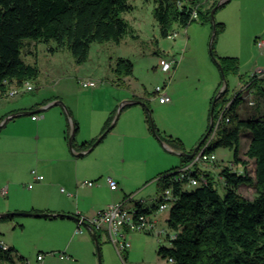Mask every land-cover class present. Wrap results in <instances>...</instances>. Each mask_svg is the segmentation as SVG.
Listing matches in <instances>:
<instances>
[{
  "label": "trees",
  "instance_id": "1",
  "mask_svg": "<svg viewBox=\"0 0 264 264\" xmlns=\"http://www.w3.org/2000/svg\"><path fill=\"white\" fill-rule=\"evenodd\" d=\"M142 1L155 4L153 16L163 38H168L175 27L186 28L196 22L201 25L211 24L210 13L217 5L216 2L209 9L203 10L204 0ZM129 2L130 0H0V99L6 98L11 86H21L25 82L36 83L38 79L37 66L25 63L22 58L25 41L47 45L53 41L56 47L49 51L67 50L75 63L81 65L88 60L92 44H120L128 33V24L122 14L133 9ZM228 2L219 6L216 11ZM195 9L198 12L197 20L191 19ZM224 31L225 25L217 22L211 56L220 64L226 81L230 75L241 79L237 58L216 57L214 54V40ZM114 73L116 84L122 86V79L132 76L133 64L127 59L118 58ZM223 81L221 76L210 107ZM250 88L264 96V79L251 80ZM227 93L228 84L214 104V120L217 108L229 101ZM241 103L243 101L237 96L226 115L229 121L222 123L204 152L205 155L213 156L217 149L232 151V163H209L218 170L217 176L224 180L222 195L217 189V179L208 171L205 172L209 180L207 186L188 188L186 180L175 179L174 171L191 161L183 155L181 166L156 177L157 194L170 189L175 197L166 222L176 236L174 239L165 238L168 245L159 247L157 254L163 260L162 264H264V119L261 116H241L238 113ZM145 109L150 122L151 111L146 103ZM154 128L157 132L155 126ZM244 130L251 133L245 157L254 161V178L246 169L248 163L240 159V134ZM93 143L94 141L84 144L83 147L89 149ZM178 146L181 148L182 143L179 142ZM193 151L186 154L190 155ZM232 164L241 166V169L237 170ZM242 186L255 189L253 200L239 194ZM134 203L141 213L151 214L149 209H142L143 202ZM156 208L157 203H154L152 212ZM84 224L85 221L82 225ZM93 230L99 242V231ZM22 262L23 258H15L9 246L6 251L0 248V264Z\"/></svg>",
  "mask_w": 264,
  "mask_h": 264
},
{
  "label": "rangeland",
  "instance_id": "2",
  "mask_svg": "<svg viewBox=\"0 0 264 264\" xmlns=\"http://www.w3.org/2000/svg\"><path fill=\"white\" fill-rule=\"evenodd\" d=\"M129 3L133 9L122 14V18L128 24V33L123 37L120 44L113 42L92 44L88 60L81 65L76 64L81 66L80 71L69 73L67 76H72V80L79 83L82 79H88L84 77L88 73L90 75L96 74L91 79L102 82L97 89L106 90L105 95L98 97V99H90V102H87V105L94 107L98 100L101 104L110 101V87L113 86L112 82L116 83V78L113 77L114 74L112 75L108 70L111 61H115L117 57L129 60L133 64V74L127 82H124V85H118L119 89L117 90L129 93L130 98L134 94L141 95L152 111L150 112V122L156 127L159 125L180 134V137L183 138L184 150L186 152L193 151L201 140V137L198 136L199 128L205 124L209 125L208 118L211 107L208 98L213 95L215 90V86L211 81V73L207 70L201 54L203 53L206 60L207 58L210 60L208 64H211L213 74L220 71L209 51L212 34L209 27L211 25L208 23L203 26L196 22L189 25L187 29L175 27L173 31L177 33L175 39L163 38L153 16L155 4L142 0H130ZM232 11L234 12L232 5L228 4L218 9L214 15L216 23L220 22L222 16L231 17L228 20L224 34L218 35L214 40V54L216 57H221L220 55L222 57H237L239 59V75H242L241 79L236 75H230L227 78L228 99H231L238 92L241 85L249 82L255 72V70L250 72L251 69L255 68L252 67L253 63L259 57L264 56L253 42V38H250L252 33L263 29L264 24H257V21L248 18H243L242 21L238 18L235 20ZM188 29L190 31L185 32ZM188 37H190V43H188ZM258 38L264 39V36L260 35ZM25 43L29 44L31 42L25 41ZM53 47H56L53 41L48 45H39L37 49L38 63L44 67L49 65V62L53 60L49 61L51 58L49 50ZM65 51L71 57L70 53L67 50ZM162 57L179 61L176 71L175 69L171 71L170 78L159 70V62ZM58 58H56V62L57 60L63 62L64 59L66 64L65 58ZM175 72L177 73L175 74ZM239 82L240 85H238ZM164 84H166L168 95L171 98L175 97L177 100L174 108H170L167 104L161 106L158 100L154 98L155 89L164 86ZM33 87L35 90L32 94H38L40 90L36 92L37 87ZM32 94L19 95L11 99L7 98L0 103V107L13 105L16 101L26 99ZM254 95L257 106L248 108L245 103H241L238 111L243 109L242 115L251 117L256 115L255 111L258 110L257 115L263 114L260 118L264 119V96L257 91ZM63 106L66 107L64 104ZM117 114L119 115V111H117ZM22 118L27 119L26 116H21L20 119ZM22 129L21 133H26V129L28 131L26 126ZM250 139L251 133L246 130L242 131L239 153L240 159L248 163L246 169L249 175L254 178V161L245 157ZM157 142L162 150L161 155L150 156L144 150L131 152L125 156L126 162L121 166L123 167L122 171L118 174V180L124 184V189L127 190L128 196L130 195L133 198V202L142 201L149 207L156 203L154 200L156 199L157 183L153 178L159 171L171 169L177 165L172 166L167 161L166 164L162 163L164 156L167 160L171 155L168 154L163 145L161 146L160 140H157ZM232 159V151L221 148L215 151L211 162L215 161L225 165L232 163ZM177 163H179V159H177ZM232 165L237 170L241 169V166ZM212 167V163L199 165L201 170ZM102 179L105 180V177ZM217 181L219 183L217 189L222 195V185L218 178ZM29 183L31 182H21L20 188L27 189ZM6 187V183L2 187L0 186V197L3 200L6 197L2 195V191L6 193ZM239 194L248 200H253L255 189L242 186ZM168 212L169 209L150 216L156 224L152 233L143 231L127 233L126 241L130 244V249L123 252L121 256L118 255L115 246L105 233L98 232L100 236L101 264H162L163 260L158 256L157 251L159 247L167 246L168 242L165 240L164 234L158 235L157 232L165 230L171 233L166 222ZM49 219L24 216L8 219L12 221L0 223V240L7 245L15 246L18 251L16 255L22 257L24 262L27 261V264H36L38 255L43 256L42 264H99L97 248L89 230L87 231L84 226H81L82 234H76L74 231L68 237L67 228L59 227V223ZM16 224H22L23 227ZM14 225H16L15 228ZM24 262L17 264H23Z\"/></svg>",
  "mask_w": 264,
  "mask_h": 264
},
{
  "label": "crops",
  "instance_id": "3",
  "mask_svg": "<svg viewBox=\"0 0 264 264\" xmlns=\"http://www.w3.org/2000/svg\"><path fill=\"white\" fill-rule=\"evenodd\" d=\"M217 1L204 0L203 10L209 9ZM228 4L232 5L235 20L238 18L242 21L243 18H248L257 21V24H264V0H229L226 5ZM221 18L218 23L224 24L226 31L228 20L231 17L222 16ZM189 29L185 32H189ZM209 29L212 31V25ZM260 35L264 36V28L252 33L250 38H253L255 43ZM187 39L190 43V37ZM39 45L37 43L26 44L23 50V60L27 64L37 66L39 76L36 83L32 84L37 87L36 92L39 90L40 92L34 95L32 93L35 89H33V91L24 94H32L28 98L18 100L8 107H0V120L17 113L32 112L31 114L18 115L0 128V186L7 184L6 193L2 191V195L6 197L5 200L0 197V214L8 212L65 214L91 220L97 215L98 211L111 204L124 203L128 209H136L134 202L125 203L128 193L124 189V184L118 180V174L121 173L123 168L121 166L126 162L125 156L137 150H144L150 156H157L162 153L160 145L152 133L145 107L138 103L122 105L128 101L144 102L143 97L134 94L130 98L129 93L118 91V84L112 82L113 86L110 87L109 93L110 101L101 104L98 100V103L91 107L87 105V102H90V99H98V97L105 95L106 89L101 91V89H97L99 86L95 89H85L80 86L78 81L75 83L72 76H67L69 73L79 72L81 66H77L72 56L70 57L65 50L49 51L51 56L49 61L53 60L49 62L47 67H44L38 63L37 49ZM201 56L204 63H206L207 70L211 73V81L215 86L213 95L208 98L210 104L220 83L221 76L220 71L213 74L211 64H208L210 60L208 58L206 60L203 53ZM220 56L222 57V55ZM56 58H65L66 64L64 59L63 62H58V60L56 62ZM117 58L115 61H111V65L108 67L115 78L114 68ZM252 67L256 69H251L250 72L252 70L256 71L258 68H264V56L256 59ZM174 69L176 71L177 66ZM93 76H96V74L90 75L88 73L84 77L91 79ZM128 78H123V82H127ZM240 84L239 82L238 85ZM6 99H0V103ZM170 99L171 102L167 105L174 108L177 100L175 97H170ZM59 102H62L66 107L59 104ZM51 103L54 105L47 108ZM148 107L150 109L149 105ZM43 108L47 109L38 112L39 109ZM117 111H119V116L112 129L98 145L87 151L88 149L83 145L95 142L111 120L113 122ZM243 111L241 109L238 113L243 116ZM257 112L259 111L256 110V115L252 116H263V114L257 115ZM21 116H26L27 119H20ZM34 116H38V118L33 119ZM25 126L28 131L26 129V133H21L22 128ZM74 128H76L75 132L73 131ZM207 128L208 124L201 126L198 130V136L202 138ZM156 130L161 146L163 145L168 154L171 155L167 160L164 156L162 163L166 164L167 161L172 166L177 165L171 169L159 171L153 178L155 180L159 174L181 166L182 153L192 152L184 150L183 138L180 137V134L159 125H157ZM70 138L72 148L69 147ZM179 142L182 143L181 148L178 146ZM81 152H85L84 155L78 156ZM177 159H179V163H177ZM32 170H35L42 177L41 181L34 179L31 174ZM208 173L211 176H217L218 170L212 167L208 169ZM106 176L112 177L117 182L118 187L116 190H111L105 180H101ZM216 176L215 178L219 179V176ZM21 182L31 183L28 184L27 189H21ZM85 182H93L94 185L88 187ZM60 188L64 191L62 192ZM157 195L156 190V197ZM153 205L149 207L143 202L142 209H149L151 211L149 215L151 216L155 213L152 212ZM10 219H13V217H10ZM49 220L59 223V227L67 228L68 237L74 231L76 232L79 225V222L70 218L59 217L50 218ZM6 221L12 220H0V223ZM16 225L23 227L22 224ZM16 225H14V228ZM82 226L88 231L87 226ZM8 246L13 250L14 257H18L16 247ZM67 247L69 248V245Z\"/></svg>",
  "mask_w": 264,
  "mask_h": 264
},
{
  "label": "built area",
  "instance_id": "4",
  "mask_svg": "<svg viewBox=\"0 0 264 264\" xmlns=\"http://www.w3.org/2000/svg\"><path fill=\"white\" fill-rule=\"evenodd\" d=\"M226 0H218L217 3H223ZM191 19H198V12L193 10ZM177 37L176 32H172L168 38L175 39ZM255 45L258 50L264 54V39L257 38L255 40ZM179 61L176 59H168L162 57L159 62V70L170 78L171 71L178 65ZM260 80L264 79V68H258L248 83L241 85L238 92L233 95L231 99L224 105L220 106L217 112V117L214 120L213 129L211 134L205 140V142L201 145L196 155L191 159L190 163L181 166L179 169L174 171L175 179L177 181L186 180V184L188 187H200L208 185V178L205 176V172L207 169L201 170L199 169L200 164H209L211 162L212 156L205 155V150L210 146L211 141L213 140L218 128L222 125L223 122H228L227 112L231 107L234 99L239 96L240 99L245 103L248 108H254L257 106L256 97L254 95L255 90L250 88L251 80ZM102 82L95 81L93 79H82L79 81V84L82 88L85 89H95ZM33 84L30 82H25L21 86H11L6 98H15L19 95H24L33 91ZM154 98L158 100L160 104H169L171 102L170 96L166 92V84L162 87H157L154 92ZM38 116H34L33 119H37ZM34 179L36 181H41L42 177L39 176L35 170L31 171ZM105 181L111 190H116L118 187L117 182L110 176L105 177ZM219 181L221 185H223V178L219 177ZM85 185L88 187H92L94 185L93 182H85ZM63 192L64 190L61 189ZM133 198L128 196L125 200V203L132 202ZM175 200L170 189L165 190L161 194L157 195L154 200L157 203V208L154 211L155 213L165 212L170 209L171 204ZM142 202V201H141ZM89 224L93 229L105 233V235L109 238L112 244L115 246L118 255H122L123 252H127L130 249V244L126 241V235L129 232L133 231H143L146 233H152L155 228V222L150 218V215L141 213L137 208L136 209H128L125 207L124 203H116L107 206L105 209L98 211L97 215L91 219L86 220L85 218L80 217L79 225L76 230V234L82 233L81 226L83 222ZM158 235L164 234L165 238L169 237L170 239H174L176 234L171 231V233L166 232L165 230H161L157 232ZM0 248L4 251L8 249V245L0 240ZM43 256L38 255L36 258V264H42ZM27 264V262H26Z\"/></svg>",
  "mask_w": 264,
  "mask_h": 264
},
{
  "label": "water",
  "instance_id": "5",
  "mask_svg": "<svg viewBox=\"0 0 264 264\" xmlns=\"http://www.w3.org/2000/svg\"><path fill=\"white\" fill-rule=\"evenodd\" d=\"M229 0H226L225 2L223 3H217V5L215 6L214 9H212L211 13H210V17H211V25H212V34H211V40H210V45H209V51H210V54H211V44H212V41H213V38H214V34H215V25H216V22H215V11L216 9L225 4L226 2H228ZM214 62H216L217 64V67L219 68L220 72H221V76L223 78V85L221 87V89L218 91V93L216 94L215 96V99L213 101V104L210 108V117H209V127L207 129V132L205 133L204 137L201 139V141L199 142V144L195 147L194 151L192 154L190 155H187L186 153H182L183 156H186L188 157L189 159H192L196 152L199 150V148L201 147V145L205 142V140L208 138L209 134L211 133L212 129H213V124H214V104L215 102L217 101V99L220 97V95L222 94V92L226 89L227 87V81L225 80V77L222 73V70H221V67H220V64L217 62V60L215 58H213ZM135 103H138V104H141L142 106L145 107V103H142L141 101H137V102H134V101H128V102H124L122 105H126V104H135ZM59 104L63 105L62 102H59ZM54 104L51 103L47 106L48 107H52ZM121 105V106H122ZM47 108H43V109H39L38 112H42V111H45ZM32 112H21V113H17V114H13L7 118H5L2 122H0V128L4 127L6 125V123L18 116V115H26V114H31ZM118 114L116 115V117L114 118L113 122L111 123V125L107 128V130H105V132H103L97 139L96 141L92 144V146L87 150V151H90L92 148H94L96 145H98V143L102 140V138L112 129V127L114 126L116 120L118 119ZM151 129H152V133L153 135L155 136V138L157 140H159V137L155 131V128H154V125L153 123L151 122ZM69 147L72 148V145H71V138L69 140ZM85 152H81L80 154H78V156H82L84 155ZM14 216H24V217H33V218H70L72 220H75L77 222L80 221V218L79 217H75V216H70V215H65V214H48V213H43V214H34V213H4V214H0V219H5V218H10V217H14ZM85 226H87L88 230L90 231L91 233V237L95 243V246L97 248V254H98V262L99 264H101V256H100V248H99V242H98V238L93 230V228L87 224L85 222L84 224Z\"/></svg>",
  "mask_w": 264,
  "mask_h": 264
}]
</instances>
